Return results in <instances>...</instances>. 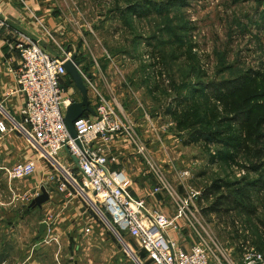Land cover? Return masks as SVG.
Returning a JSON list of instances; mask_svg holds the SVG:
<instances>
[{"label":"rangeland","instance_id":"374dc122","mask_svg":"<svg viewBox=\"0 0 264 264\" xmlns=\"http://www.w3.org/2000/svg\"><path fill=\"white\" fill-rule=\"evenodd\" d=\"M128 1L146 0H127L126 3ZM49 2L66 31L74 36L73 39L66 36V40L59 43L61 49L58 46L56 49L59 55L71 52L85 59L83 65L80 60L81 72L105 99L118 105L120 115H127L126 121L146 143L152 160L163 170L171 187L180 196L197 192L192 208L197 211L205 235L215 239L225 254L226 258L220 256L222 263H241L244 246L254 247L264 256V184L257 181V186H250V210L246 212L230 204H225L218 212H209L206 207L215 195L203 193L216 177L231 182L242 177L253 180L264 176V0H147L154 5L149 4L151 7L145 13L142 11V16L125 18L121 16L124 0ZM156 2L161 6H155ZM245 73L252 78L240 91L225 95L221 100L214 98L215 92L210 91L209 86L205 87V83ZM84 82L88 96L93 95L92 88ZM67 84L74 86L69 77L65 87ZM74 89L75 98L80 99L75 86ZM193 94L205 107L213 105L219 114L244 108L250 111L238 125L244 149L229 164L217 159L210 161V154L216 152L218 144L186 143L187 131L179 132L175 128L171 111L185 106ZM134 156L141 163H137V168L130 165L133 179L140 186L151 183L149 187H152L153 176L143 173L148 168L145 161L135 151L130 157L134 159ZM36 162L43 173L51 174L55 170L54 165L43 158ZM254 166L259 169L255 170ZM182 172L186 173L182 175ZM16 180H9L0 169V211L23 209L27 218L28 199L35 189L26 195L28 190L22 189ZM150 197L156 198L158 204L163 198V205L166 207L169 203L173 212L167 192ZM75 199L82 205L80 209L94 218L88 224L91 226L89 235L77 233L74 242L70 234L57 236L44 229L34 242L38 222L46 218L35 207L30 212L29 231L19 232L16 245L52 243L46 250L44 264H58L69 256L76 259L72 264H140L138 259L141 264H148L140 257L142 250L132 237L124 233L122 238L116 236L89 204ZM190 234L194 242L195 235ZM183 236L184 233L181 238ZM3 239L5 236H0L1 242ZM63 243L59 250V244Z\"/></svg>","mask_w":264,"mask_h":264},{"label":"built area","instance_id":"2783aa9c","mask_svg":"<svg viewBox=\"0 0 264 264\" xmlns=\"http://www.w3.org/2000/svg\"><path fill=\"white\" fill-rule=\"evenodd\" d=\"M9 27L6 19L0 17V30ZM11 32L17 37L15 46L21 59L16 83L25 96V102L19 111V118L11 116L0 105L3 115L0 133L19 131L36 151L37 159L43 158L54 165L55 170L47 174L46 180L53 184L56 193L66 201L82 199L116 236L122 238L124 233L132 237L145 253L143 260L148 264H223L220 256L226 258L225 254L215 239L205 235L197 211L192 208L197 192L180 196L171 187L163 170L152 160L145 143L133 132L126 117L120 115L118 105L105 99L79 68L94 92L91 106L94 115L88 113L73 122L81 144V148L78 147L64 122L67 106L76 101L63 86L66 76L63 63L70 53L54 55L17 29L12 28ZM88 100L90 103L89 96ZM116 136L125 137L153 176L155 181L147 195L167 192L174 207L171 216L159 208H150L145 199L132 195L130 176L123 168L114 167L118 156L109 145ZM61 151L67 155V165H63L57 157ZM73 167L77 169L74 174L71 172ZM35 168L34 160L17 161L1 167L9 180L27 178ZM185 173L182 172V175ZM38 193L34 192L32 196ZM183 228L196 238L189 250L179 247L171 237L172 233L181 236ZM90 233L91 226L86 225L82 234L87 236ZM239 264H264V257L254 247L244 246Z\"/></svg>","mask_w":264,"mask_h":264},{"label":"crops","instance_id":"0c3cea01","mask_svg":"<svg viewBox=\"0 0 264 264\" xmlns=\"http://www.w3.org/2000/svg\"><path fill=\"white\" fill-rule=\"evenodd\" d=\"M54 13L55 12L52 11V3H50L49 0H0V17L5 18L10 26L9 28L0 30V105L3 106L6 112L15 118H19V111L25 102V96L18 90V85L16 83L17 69L21 59L18 49L15 46L17 37L11 32V29H17L30 36L46 51L54 55H59L58 50H56L57 46L61 49L59 43H63V41L66 40V36L71 39H73L74 36L72 35L73 33L66 31L65 24L61 21L59 16H56ZM72 51L75 53V48ZM68 53L71 54V52ZM78 59L80 58L78 57ZM84 63L85 59H81V64L83 65ZM67 78L68 77L65 76L63 79L64 88L75 98L74 86H69L70 84H67L65 87ZM89 98L91 99L89 105L93 106V95H89ZM75 100H79V97L75 98ZM1 111L2 110H0V119L3 116ZM123 116L127 117L125 113ZM141 138L144 141L146 140L145 137ZM109 148L118 156L117 164L114 166L119 169L123 168L132 180L130 187L132 195L136 198L145 199L146 205L150 208H159L167 216H171L172 210H170L171 205L169 203L166 204V208L163 205V198L159 200L158 204L156 203V198L147 195L150 191L151 187L149 186L151 183L146 184L144 182L145 185L140 186L133 179L130 165L137 168V163L141 162L137 160L138 158H136V156H134L135 160L130 157L131 154H134V151H132V147L125 137H113ZM33 151L35 150L29 146L19 131L9 130L0 133V169L3 167L2 165H11L17 161H37L36 153ZM58 158L63 165L68 164V158L64 151L59 153ZM73 168L77 170L76 167ZM44 172L45 173L41 171L36 162V168L29 177L17 179L16 181L21 183L20 187L22 189L28 190L26 195L34 189V192L38 191L40 193L41 186H44L48 191L49 199L45 201L40 208L36 207L37 212L46 217L41 221L39 220L38 227L40 222L45 221L47 223L46 230L52 231L57 236L58 234H70L72 240L76 242L77 233H82L83 228L92 223L94 218L91 217L87 211L84 212L80 209L82 205L78 202V199H73L71 201L62 199L54 190L53 184L46 180L48 173H46V171ZM143 173L149 174L147 169H144ZM53 193H55V195ZM33 198L34 196H31V198L28 199V206L26 207V215L28 214L26 216L27 218H24L23 209L20 212L12 208L6 212L0 211V236H5V239H3L5 242L3 243V241H0V263L2 264H44L46 261V250L51 248L52 243L47 245H39V243H34L33 245H16L19 240V232L21 234H26V231H29L32 223L30 221V212H33V208L35 207H30L29 203ZM183 233L185 236L181 238ZM186 236L191 239H187ZM171 237L175 240L176 244L184 250H189L193 243L191 234L186 228L182 229L181 236L177 233H172ZM58 238L59 237L56 239L58 240ZM35 240H38L37 234L36 237H34V242ZM37 246L40 247L35 250ZM62 246H64V243L62 245L59 244L58 249L61 250ZM70 246L71 245H69V247ZM72 246L76 247L77 245ZM53 255L55 256L54 253ZM74 260H76L74 257L72 258L69 256L67 260L63 259L62 262H58V264H72Z\"/></svg>","mask_w":264,"mask_h":264},{"label":"trees","instance_id":"16d2710c","mask_svg":"<svg viewBox=\"0 0 264 264\" xmlns=\"http://www.w3.org/2000/svg\"><path fill=\"white\" fill-rule=\"evenodd\" d=\"M126 1L127 0H124L125 3L122 10L120 9L123 18L128 15L142 16V11L145 13L146 9L149 10V8L154 5L151 2H147V0L128 1L127 3ZM149 4L151 6L148 7ZM156 4L157 5L155 6H161V3L156 2ZM76 58L78 59L77 55ZM66 76L70 78L67 73ZM251 78L252 75L245 73L232 77L231 79L205 83V87L209 86L210 91L215 92L214 98L221 100L225 95L232 96L240 91L243 85H245ZM195 93H197V91ZM190 98V101L185 106L171 111L170 114L175 124V128L179 132L187 131L188 138L185 141L186 143L202 142L204 146H206L207 143L218 144L216 152L210 154V161L214 162L217 159L225 164H229V162L233 161L238 153L244 149V141L238 125H240L241 121L244 119V114L246 113L247 116L250 111L244 108L235 111L234 113L225 111V113L219 114L213 105L205 107L202 100H199L195 94L191 95ZM180 103L182 102L180 101L179 104ZM88 113L89 112L85 111L83 116ZM237 119L238 122H236ZM253 168L255 170L259 169L257 166H254ZM257 181L264 184V176L253 180H248L246 177H242L231 182L216 177L211 180L209 185L203 190L204 194L209 193L215 195L213 201L206 207V209L209 212H218L225 204H230L240 211L246 212L247 210H250L249 189L250 186H257ZM140 257H145L143 251L140 252ZM145 262L148 263V261Z\"/></svg>","mask_w":264,"mask_h":264},{"label":"water","instance_id":"95a60500","mask_svg":"<svg viewBox=\"0 0 264 264\" xmlns=\"http://www.w3.org/2000/svg\"><path fill=\"white\" fill-rule=\"evenodd\" d=\"M80 60L76 58L75 54H70V56L64 61L63 66L65 68L66 73L70 76L72 81L74 82L75 88L78 90L80 94V99L71 102L64 114V122L65 126L68 130L69 135L75 140V143L78 147L81 148L80 141L77 139L76 131L73 126V122L80 116L84 114L85 111L94 115V110L89 105L88 100V90L84 83L82 74L79 70ZM73 160L77 162V159L73 157ZM49 199L48 191L44 186L40 187V193L36 195L29 203L30 207H38ZM46 222L42 221L39 223L37 236L39 237L44 229L46 228Z\"/></svg>","mask_w":264,"mask_h":264}]
</instances>
